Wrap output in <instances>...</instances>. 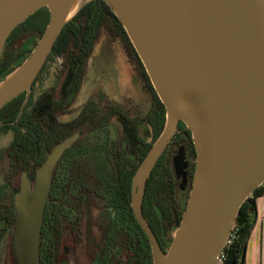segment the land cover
I'll return each mask as SVG.
<instances>
[{
    "label": "water",
    "instance_id": "water-1",
    "mask_svg": "<svg viewBox=\"0 0 264 264\" xmlns=\"http://www.w3.org/2000/svg\"><path fill=\"white\" fill-rule=\"evenodd\" d=\"M74 1L0 0V62L19 25L42 7L50 12L30 55L0 80V110L21 93H30L59 34L80 8L78 0L68 17ZM105 1L166 108L162 132L132 185L131 204L151 241L154 264H219L241 206L264 183V0ZM180 122L192 133L196 166L181 222L165 251L143 213V200L147 180ZM73 141L54 149L37 173L34 193L26 177L22 180L14 230L19 264H41L50 171Z\"/></svg>",
    "mask_w": 264,
    "mask_h": 264
},
{
    "label": "flooded vegetation",
    "instance_id": "flooded-vegetation-1",
    "mask_svg": "<svg viewBox=\"0 0 264 264\" xmlns=\"http://www.w3.org/2000/svg\"><path fill=\"white\" fill-rule=\"evenodd\" d=\"M111 33L118 36L120 45L104 54L121 68L116 89L99 83L78 107L99 33L89 53L82 52L86 47L72 43L58 53L52 51L30 93L18 95L12 109L0 115V138L8 137V144H0V245L8 238L13 264H19L14 230L22 180L26 177L34 193L39 169L69 138L74 141L50 171L41 223V264H154L151 241L131 200L134 174L146 156L144 151L155 142V94L135 47L122 31L113 28ZM65 52V78L35 97L50 61ZM123 82L130 92L121 89ZM144 89L145 100L140 96ZM143 103L148 106L146 113L138 109ZM16 109V116L10 119ZM113 121L118 128L114 129ZM173 144L178 148L162 189L154 182L151 203L144 206L143 200V213L165 251L173 238L172 228L178 226L185 211L197 157L192 133L174 135L167 148ZM165 193L168 209L159 204Z\"/></svg>",
    "mask_w": 264,
    "mask_h": 264
},
{
    "label": "trees",
    "instance_id": "trees-1",
    "mask_svg": "<svg viewBox=\"0 0 264 264\" xmlns=\"http://www.w3.org/2000/svg\"><path fill=\"white\" fill-rule=\"evenodd\" d=\"M50 19V12L47 7H42L32 14L25 22L19 25L10 35L4 47L3 54L0 62V80L4 79L11 71L19 66L32 52L37 45L39 39L42 36L45 27ZM111 23L112 27L122 31L128 43L133 47L127 32L125 31L122 23L113 12L112 8L105 0H90L82 5L72 19L64 26L62 32L59 34L56 43L53 47L52 53H58L62 51L69 44L81 45L86 47L82 49L83 53H89L93 48L96 38L98 37L101 28L106 26L105 24ZM34 32L37 34V38H34L30 44L24 45L23 48H16V40L21 33ZM148 77V75L146 74ZM151 89L155 94V108L152 115V121L155 128L154 140L158 138L165 124L166 120V108L156 95L155 90L149 80ZM18 99H21L18 98ZM17 99H13L7 103L1 110L0 115L6 110H10L13 107V103ZM18 112V109L14 110L10 119H13ZM180 133V134H179ZM182 133H188L191 135L190 129L185 123L180 122L178 125L175 136H179ZM151 144L144 151V156L151 148ZM177 144H173L170 148H167L165 153L159 159L152 174L149 177L148 185L145 190L144 206L147 203H151L153 197V189L155 188L154 182L159 183V190L162 189V181L165 178L166 172L173 161L174 152L177 150ZM264 193V183L256 188L252 195L241 206L236 225L233 229V238L225 246L223 253L225 256L224 264H244V255L247 247L248 238L253 226V217L256 211V200ZM180 223H178L179 225ZM177 228V227H176ZM235 262V263H234Z\"/></svg>",
    "mask_w": 264,
    "mask_h": 264
},
{
    "label": "rangeland",
    "instance_id": "rangeland-1",
    "mask_svg": "<svg viewBox=\"0 0 264 264\" xmlns=\"http://www.w3.org/2000/svg\"><path fill=\"white\" fill-rule=\"evenodd\" d=\"M89 1L90 0H81L80 7ZM105 25L106 26L101 29L100 37L96 42V49L94 52L96 56H94V59L90 61V67L88 69L89 71L86 80L83 83L81 95L78 100V107L81 106L82 102L87 99L94 87H96V85H98L99 83L105 86L108 83L109 87L113 90L116 89L118 83L120 84L118 80L120 76L119 70H121L120 66L116 67L115 65H118L115 63L116 61L107 58V55L104 54L106 51L109 52L112 48L115 49V47L120 45L119 38L115 34L111 33V29H113L111 23H107ZM34 38H37V34L34 32H21L16 40V48H23L24 45L30 44V42ZM68 53L65 52L63 55L54 56L50 61L44 74L40 76L39 85L37 86L36 93L34 94L35 97L39 96V94H41V92H43L45 88H49L51 85L58 84L65 78L68 71ZM121 89L123 91L130 92L129 88L124 82L121 85ZM140 96L143 100L147 98L145 89L141 91ZM78 107H73V110L78 109ZM138 109L142 113H146L148 110V106L146 105V103H143L142 107L140 105L138 106ZM73 110L72 108H70V112ZM112 126L114 127V129L116 127H119L118 124L114 121L112 122ZM1 143L3 145L8 144V137H1L0 144ZM0 173L2 174L1 170ZM159 204L163 208H169V198L166 193L160 196ZM173 229L174 228H172V232L174 234L176 228L174 230ZM9 251V240L7 238L4 243L0 245V264H13L12 259L9 257Z\"/></svg>",
    "mask_w": 264,
    "mask_h": 264
},
{
    "label": "crops",
    "instance_id": "crops-1",
    "mask_svg": "<svg viewBox=\"0 0 264 264\" xmlns=\"http://www.w3.org/2000/svg\"><path fill=\"white\" fill-rule=\"evenodd\" d=\"M244 264H264V193L256 200V211L244 255Z\"/></svg>",
    "mask_w": 264,
    "mask_h": 264
},
{
    "label": "bare ground",
    "instance_id": "bare-ground-1",
    "mask_svg": "<svg viewBox=\"0 0 264 264\" xmlns=\"http://www.w3.org/2000/svg\"><path fill=\"white\" fill-rule=\"evenodd\" d=\"M78 3H79L78 0H75V1H74L73 5H72V7H71V10H70V12H69V16H68V17L72 16V15L75 13V11H76V9H77V7H78ZM0 86H1V85H0Z\"/></svg>",
    "mask_w": 264,
    "mask_h": 264
},
{
    "label": "built area",
    "instance_id": "built-area-1",
    "mask_svg": "<svg viewBox=\"0 0 264 264\" xmlns=\"http://www.w3.org/2000/svg\"><path fill=\"white\" fill-rule=\"evenodd\" d=\"M233 236H234V234H233V231H232L229 242L231 241V239L233 238ZM229 242H228V243H229ZM224 259H225V256H224V253H223V251H222V253H221V255H220L219 264H224Z\"/></svg>",
    "mask_w": 264,
    "mask_h": 264
}]
</instances>
